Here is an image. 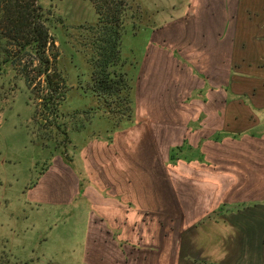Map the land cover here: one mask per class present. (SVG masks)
<instances>
[{
  "label": "crops",
  "instance_id": "crops-1",
  "mask_svg": "<svg viewBox=\"0 0 264 264\" xmlns=\"http://www.w3.org/2000/svg\"><path fill=\"white\" fill-rule=\"evenodd\" d=\"M136 2L160 27L123 38L133 109L56 159L27 200L66 203L89 248L112 226L104 264H264V0ZM169 180L177 208L158 186Z\"/></svg>",
  "mask_w": 264,
  "mask_h": 264
},
{
  "label": "rangeland",
  "instance_id": "rangeland-1",
  "mask_svg": "<svg viewBox=\"0 0 264 264\" xmlns=\"http://www.w3.org/2000/svg\"><path fill=\"white\" fill-rule=\"evenodd\" d=\"M40 2L49 8L51 19L53 45L48 50V73L53 104L49 109L39 99L47 90L45 82L35 76L34 63L27 66L29 75L34 77L28 87L21 66L3 61L8 48L0 41V264H104L109 262L108 257L112 258L109 247L118 241L112 226L101 225V233L89 241V248L81 220L67 215L70 211L65 209L66 203L56 208L45 198L37 203L28 202L27 194L36 183L40 187L42 181L37 182L38 176L51 168L56 171V159L66 163L72 151L87 138L111 135L128 118L133 103L126 101L128 95L129 99L135 95L131 87L139 75V65L123 50L122 44L128 42L123 38L137 34L143 27L157 31L160 24L153 17L155 9H140L136 0L129 2L135 22L125 26L116 66L109 65L103 72L96 66L101 58L98 35H102V30L92 0ZM113 70L122 74H114ZM104 77L114 86L120 79L129 85V94L128 89L118 94L122 97L120 104L116 93L109 92L102 98L93 91ZM56 175L63 179L61 170ZM56 175L48 173V178L54 179ZM50 179L43 180L49 185ZM158 186L167 190L170 207L182 204L177 199V185L171 180ZM42 190L43 194L37 193L40 197L50 195L47 188ZM255 218L256 215L250 217V223Z\"/></svg>",
  "mask_w": 264,
  "mask_h": 264
},
{
  "label": "trees",
  "instance_id": "trees-1",
  "mask_svg": "<svg viewBox=\"0 0 264 264\" xmlns=\"http://www.w3.org/2000/svg\"><path fill=\"white\" fill-rule=\"evenodd\" d=\"M48 1L50 4L51 0ZM92 4L102 30V35H98L100 40L98 55L101 58L98 59L96 66L104 72L107 71L109 65L116 66L115 61L120 59L121 39L127 25L128 0H92ZM50 28L49 8L45 7L40 0H0V41L4 43V48H8L6 52L4 51L3 61L13 66H21L22 77L28 87L33 83L34 77L29 75L30 71L27 66L34 63L35 76L38 80L42 79L45 82L44 87L47 90V93L39 95V99L41 104L48 109L53 104L51 80L48 73L51 64L48 50L52 43ZM53 57L55 58V55ZM111 72L120 73L117 70ZM116 82L119 84L114 86L111 85L109 78H101L93 87V91L102 98H106L109 92L116 93L117 103L120 104L122 97L118 94L122 89H128L129 94L130 87L122 79ZM129 98L128 95V101H126L128 104H130ZM56 126L58 127V124Z\"/></svg>",
  "mask_w": 264,
  "mask_h": 264
}]
</instances>
